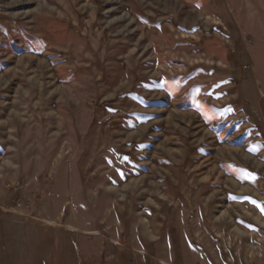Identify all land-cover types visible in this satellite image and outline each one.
<instances>
[{"label":"rangeland","instance_id":"1","mask_svg":"<svg viewBox=\"0 0 264 264\" xmlns=\"http://www.w3.org/2000/svg\"><path fill=\"white\" fill-rule=\"evenodd\" d=\"M263 62L264 0H0V264H264Z\"/></svg>","mask_w":264,"mask_h":264},{"label":"crops","instance_id":"2","mask_svg":"<svg viewBox=\"0 0 264 264\" xmlns=\"http://www.w3.org/2000/svg\"><path fill=\"white\" fill-rule=\"evenodd\" d=\"M264 63V62H263ZM260 72L255 71L254 79L250 78L249 82L247 83L246 95L248 103L251 104V109L257 110V108L261 111V120H264V116L262 113H264V67L259 69ZM264 122V121H263ZM244 124L246 127H249V125L252 124V121H250L248 118L245 119ZM262 140L264 139V136H261ZM260 138V137H259Z\"/></svg>","mask_w":264,"mask_h":264}]
</instances>
